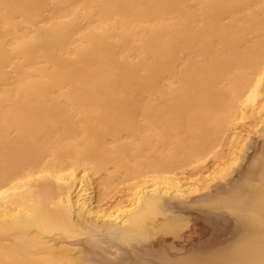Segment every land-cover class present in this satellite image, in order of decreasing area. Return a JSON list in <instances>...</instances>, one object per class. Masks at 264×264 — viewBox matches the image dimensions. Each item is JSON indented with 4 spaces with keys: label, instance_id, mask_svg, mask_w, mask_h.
Returning a JSON list of instances; mask_svg holds the SVG:
<instances>
[{
    "label": "bare ground",
    "instance_id": "1",
    "mask_svg": "<svg viewBox=\"0 0 264 264\" xmlns=\"http://www.w3.org/2000/svg\"><path fill=\"white\" fill-rule=\"evenodd\" d=\"M109 166L143 177L112 209ZM194 210L231 238L176 245ZM168 239L157 264H264V0H0V264H153Z\"/></svg>",
    "mask_w": 264,
    "mask_h": 264
},
{
    "label": "rangeland",
    "instance_id": "2",
    "mask_svg": "<svg viewBox=\"0 0 264 264\" xmlns=\"http://www.w3.org/2000/svg\"><path fill=\"white\" fill-rule=\"evenodd\" d=\"M238 124V122H236ZM237 126H240V122ZM236 125L234 127H237ZM232 130L226 132V134L222 137L221 145L216 150V153L223 155L222 162L226 161L229 158V155L232 151V145L229 144L230 136ZM262 147V139H259L257 136H252V140L247 145V151L245 152V160L244 162L236 169L235 173L230 177V184H234L238 180L241 179L242 175L248 170L249 164L254 158V156L261 151ZM215 156L209 157L208 161L204 164L205 170L208 171L209 174L212 173L217 164L215 162ZM199 166L197 164H193L191 166L185 167L182 170H177L174 172H163L160 174L161 176L172 177L173 175L182 174L186 175V177L195 178L199 175ZM159 175L158 173H146L144 176H154ZM143 177L136 176L132 171L116 170L114 167L109 166L107 170H102L95 177V183L98 186L97 194L99 197L103 194V186L99 185L101 182L106 183L107 185V200L104 201L105 207L108 209H112L115 207L117 202L120 199H126L127 192L129 189L138 183ZM223 186L217 184L212 188V192H217L222 189ZM191 219V229L185 234V241L175 242L176 245H183L186 249H189L191 245L190 243H196L200 245H205L211 242L213 239H217L221 241L223 239L231 238L232 231L234 229L233 219L227 216V222H224V218L220 217V215H213V224H209L206 220V217L202 215L199 210H194L191 213H188ZM209 219V218H208ZM190 237V238H189ZM172 240H158L154 241L150 245V250L154 255V258L150 262L153 264H157L159 261L157 254H160L162 250L167 247ZM143 251L144 249L141 248Z\"/></svg>",
    "mask_w": 264,
    "mask_h": 264
}]
</instances>
